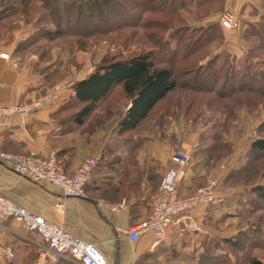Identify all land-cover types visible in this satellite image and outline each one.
Listing matches in <instances>:
<instances>
[{"label": "rangeland", "instance_id": "374dc122", "mask_svg": "<svg viewBox=\"0 0 264 264\" xmlns=\"http://www.w3.org/2000/svg\"><path fill=\"white\" fill-rule=\"evenodd\" d=\"M12 1L0 0V13L11 10ZM151 1L16 0L18 11L0 23V56L10 60L22 75H51L47 89L18 104L35 103L49 94L53 96L51 103L67 99L68 91H74V85L93 74L105 58L150 52L158 65H173L180 86L157 105L137 134L141 140L143 137V142L171 145L173 155L182 151L190 153L188 146L193 145V135H196L201 146L194 156L190 153V162L201 161L203 170L191 192L183 196L196 192L211 179H218L223 180L225 191L241 197L233 206L224 200L226 204L222 208L226 211L212 224L193 215L200 229L186 231L181 237L193 236L204 247L201 256L211 250L209 254L221 264H246L249 253L264 260V206L257 213L248 210L250 203L246 200L251 193L242 192L246 184L237 174L239 168L248 165L253 140L264 134V97L250 91H235L242 84L239 83L243 81L241 74L264 76L261 71L264 70V0H212L195 6L196 2L179 12L159 10L155 1L150 4ZM59 15L63 19L60 27ZM202 64L209 71L197 80L206 78L205 89L195 90L192 84H183L186 76H194ZM225 72L231 75L228 83L233 85L223 91L221 81ZM181 73L186 74L181 76ZM116 93L96 108L97 115H109L112 123L108 131H115L129 107L121 93ZM73 105L77 107L79 103L75 101ZM10 117L26 118L18 114L0 118ZM210 145L216 147L202 152V146ZM247 179H254L253 187L264 182L255 173ZM249 229H260V232L255 233L244 254V249L231 243ZM217 231L227 234L226 239ZM36 261L37 257L34 264ZM207 261L205 264H213L212 260Z\"/></svg>", "mask_w": 264, "mask_h": 264}, {"label": "crops", "instance_id": "0c3cea01", "mask_svg": "<svg viewBox=\"0 0 264 264\" xmlns=\"http://www.w3.org/2000/svg\"><path fill=\"white\" fill-rule=\"evenodd\" d=\"M50 76L22 75L10 60L0 56V106L26 101L43 92L50 85ZM74 94L70 89L67 99L48 104L27 118H0V153H30L44 158L55 153L68 174L86 158H98L85 196L64 197L58 186L37 184L1 161L0 193L95 243L109 264H199L204 247L198 240L195 242L193 236L181 237L180 228L187 220H175L158 244L155 243L157 237L150 232L142 234L138 240L129 237L130 229L149 216L153 197L166 170L177 166L171 159L174 153L171 145L160 141L143 142L140 135L130 141L116 130L108 131V126L91 124L94 116L80 123L72 114H63L71 112L65 104ZM193 137L194 143L188 147L194 156L201 145L198 137ZM209 148L202 146V152ZM202 167L201 161L187 165L186 175L179 184L180 195L191 192ZM238 195L225 191L220 184L216 196L221 204H200L191 215L212 224L224 215L223 204L235 205L241 199ZM100 199L111 203L126 200L128 207L113 212L100 207L97 203ZM60 203L62 207L58 208ZM6 227V230L0 229V264H34L38 248L31 240H40V237L14 220L7 221ZM217 234L226 239L227 234L218 231ZM3 246L12 248V260L6 256Z\"/></svg>", "mask_w": 264, "mask_h": 264}, {"label": "built area", "instance_id": "2783aa9c", "mask_svg": "<svg viewBox=\"0 0 264 264\" xmlns=\"http://www.w3.org/2000/svg\"><path fill=\"white\" fill-rule=\"evenodd\" d=\"M52 99L53 96L49 94L44 99L27 105L13 103L0 106V117L18 114L27 118L36 109L51 103ZM190 160L189 152L182 151L173 155V161L177 167L166 170L158 192L153 197L149 216L130 229L131 240H138L142 234L150 232L157 237L155 243L158 244L163 240L171 224L177 219L179 222L187 220L180 228L181 233L200 229L201 226L193 219L191 212L200 204L219 202L216 196L219 180L211 179L196 192L185 197L180 195L179 184L186 175V167ZM0 161L16 173L37 184L58 186L64 197H84L86 187L91 182L94 169L99 163L98 158L88 157L72 175H68L55 153L46 158L35 154L0 153ZM97 203L100 207L113 212H120L128 207L126 200L111 203L100 199ZM60 207H62L61 203L58 204V208ZM9 220L20 223L26 230L36 233L40 237V240H31L38 248L36 264H109L95 243L52 223L42 215L13 202L0 193L1 230L8 229L6 222ZM3 249L8 259L12 260V248L3 246Z\"/></svg>", "mask_w": 264, "mask_h": 264}, {"label": "trees", "instance_id": "16d2710c", "mask_svg": "<svg viewBox=\"0 0 264 264\" xmlns=\"http://www.w3.org/2000/svg\"><path fill=\"white\" fill-rule=\"evenodd\" d=\"M48 1L51 2V0H47V2ZM73 1L78 2L81 0ZM154 1L156 8L159 10L169 9L179 12L183 8L186 9L193 6L196 2L197 3L195 6H200V4L210 3V1L212 0ZM11 3H13L11 10H5L4 13H0V23H2L6 19V17L8 18L9 15L13 13L15 14V12L18 11V7L15 4L16 0H13ZM152 3L153 0L150 2V4ZM8 11L11 12L9 13ZM62 21L63 19L61 18V15H59V19L57 22V25L59 27L61 26ZM172 66L173 65H171V67L158 65L155 58L151 55L150 52L135 53L127 57L121 56V58L113 57L110 60H108V58H105L104 63L99 66L93 74L74 85L75 94L65 104L67 105L66 109H70L72 112V116L76 117V119L80 123L88 119L89 116H94L95 118H92L90 121L91 124H98L102 128H107L109 123H112L110 122V120H108V118H110L109 115H97L96 108L101 102L105 101L106 98L109 99L110 96L116 95V92L119 91V93H121L123 97L124 103L129 104V107L124 116L117 123L115 130L118 134H127L128 136H125V138L133 141L135 140L136 136H139L137 134L138 129L145 123V121L148 119L149 115L153 112L157 105L162 102V100H164L170 92L176 90L180 86L178 77L174 74L176 72L175 68ZM204 66H206V64H202L201 68H199L200 70H198L194 76H191L189 78L186 76L185 80H183V84H192L193 89L195 88V90H204V87L206 86H204L203 84L207 82L206 78H203V80H197L198 76H201L202 74L206 75V73H208L209 67L207 66L205 69ZM186 73H181L180 75L182 76ZM258 74L260 77L262 75V72ZM256 76L257 73H254V75L250 73L241 74V80L243 81L239 83L242 84L236 87L235 91H250L256 93V95L258 94L259 96L264 97V81L261 83V79L264 80V76H261L262 78H256ZM230 77L231 75L225 72L224 77L221 81L222 90L233 85L228 83ZM193 84L196 85L193 87ZM251 84H253L254 86H250ZM224 96L226 95L224 94ZM75 101L79 103V106L76 107L73 105ZM138 142L139 141H137V143ZM214 147L216 146L210 145V148ZM249 155V160L247 161L248 165L244 164L241 168H239L237 174L240 176L239 180L241 178V180L244 181V184H246L242 186L244 187L243 189H241L242 192L247 193V191L249 190L251 193L248 201L246 200V202L250 203L247 206L248 210H251V212L253 213H257L259 208H263L264 206L263 204H261L262 201H264V182H258V184L254 185L253 187L251 185L255 183V181H253L254 179L248 180L247 177L255 173L257 177L259 176V178L264 179L263 132L262 134L260 133L259 135H257L255 140H253V142L251 143ZM231 174L233 175L234 172ZM228 177H230V175H228ZM256 179L257 178H255V180ZM222 181H219V187L220 184L221 187L224 186ZM253 192L256 193L257 196H254ZM259 232L260 229H249L247 232H243L242 236H239L237 240L231 244L237 246L239 249L245 250V247L249 245V242H251V240L254 241L255 233L258 234ZM209 252L212 251L210 250L203 253L205 258L201 256L199 264L210 262L207 260H212L211 262L213 264H221L220 262H215L218 260H215L214 256L209 254ZM246 252L247 250H245L243 253L246 254ZM249 254L250 255L247 258L248 260L246 264H264L263 259L255 255L253 256V254L251 253Z\"/></svg>", "mask_w": 264, "mask_h": 264}]
</instances>
